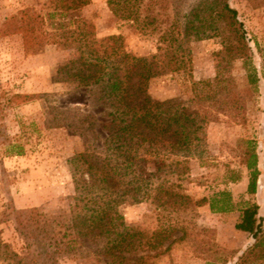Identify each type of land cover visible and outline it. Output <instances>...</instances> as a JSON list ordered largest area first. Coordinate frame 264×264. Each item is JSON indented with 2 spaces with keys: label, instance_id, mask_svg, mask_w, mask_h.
<instances>
[{
  "label": "trees",
  "instance_id": "trees-1",
  "mask_svg": "<svg viewBox=\"0 0 264 264\" xmlns=\"http://www.w3.org/2000/svg\"><path fill=\"white\" fill-rule=\"evenodd\" d=\"M90 1L46 0L42 3L45 9L25 6L3 23L1 32L19 33L28 53L48 44L74 49L75 57L58 70L69 72L86 87L93 101L104 106L107 117L100 153L89 145L68 159L74 193L69 224L54 232L36 207L16 209L17 228L36 242L42 259L27 263L11 255L7 258L12 264H58L65 254L79 249L103 264H151V258L166 243L164 249L182 235H174L175 225L161 224L143 240L138 237L136 228L125 222L118 207L127 201L149 199L157 209L168 213L203 204L214 213L238 210L234 226L247 232L253 241L234 264L261 261L264 221L256 201L248 199L238 204L226 189L194 199L181 184L189 171V160L198 154L205 138L204 127L212 119L206 111L153 99L147 91L149 80L163 70L191 69L185 40L219 36L221 49L215 53L219 70L232 59L248 58L251 47L237 9L230 0H192L185 12L180 10L185 0H106L116 17L133 23L139 32L159 34L157 51L137 56L123 47L121 35L97 36L93 21L82 13ZM172 4L175 7L170 13ZM154 6L158 7L156 12ZM256 80L254 75L250 81ZM226 81L219 71L211 80L192 78L190 87L195 98L205 101L209 97L202 95L203 91H214L218 85L225 89ZM71 117L68 126L73 131L87 141L98 138L93 114L78 111ZM248 143L242 163L248 171L247 193L252 196L262 189L264 175L259 170L255 146ZM7 145L8 154L24 152L19 143ZM262 164L264 167V160ZM239 178L234 171L228 176L231 182Z\"/></svg>",
  "mask_w": 264,
  "mask_h": 264
},
{
  "label": "rangeland",
  "instance_id": "rangeland-1",
  "mask_svg": "<svg viewBox=\"0 0 264 264\" xmlns=\"http://www.w3.org/2000/svg\"><path fill=\"white\" fill-rule=\"evenodd\" d=\"M45 1L0 0V264H12L8 255L27 263L41 261L36 242L17 228L15 210L36 207L54 232L64 229L69 224L74 195L68 159L89 145L99 154L107 133L102 128L107 122L104 106L93 101L86 87L69 72L58 70L75 57L74 49L48 44L36 53H28L19 33L1 32L4 21L17 10L25 6L39 9ZM191 1L183 2L181 12ZM263 1L230 0L248 37V58L232 59L219 70L215 56L221 49L219 36L185 40L191 69L163 70L149 80L147 91L153 99L179 102L200 113L206 111L212 119L205 125V138L181 180L184 192L199 199L226 189L238 204L248 199L256 201L264 221V188L259 195L257 191L251 196L241 184L243 176L248 178L242 163L248 141L253 142L260 162L264 160ZM174 7H169L170 13ZM153 9L156 12L158 7ZM82 13L93 21L98 37L119 34L123 47L137 56L157 51L159 34L139 32L133 23L116 17L106 0H91ZM219 71L227 79L226 88L218 85L214 91H203L202 95L209 97L205 101L195 98L191 79L211 80ZM254 75L257 80L251 82ZM78 111L91 113L97 119L96 140L87 141L68 126L73 112ZM63 115L66 119L61 118ZM9 142L21 144L23 154H8ZM231 171L240 176L239 180H228ZM261 173L264 175V167ZM118 208L141 240L161 224L175 225L174 235H182L168 249H164L166 243L151 258V264H234L253 241L247 232L234 226L238 210L214 213L203 204L168 213L157 209L149 199L127 201ZM94 257L78 249L65 254L58 264H103ZM248 264H264V259Z\"/></svg>",
  "mask_w": 264,
  "mask_h": 264
},
{
  "label": "crops",
  "instance_id": "crops-1",
  "mask_svg": "<svg viewBox=\"0 0 264 264\" xmlns=\"http://www.w3.org/2000/svg\"><path fill=\"white\" fill-rule=\"evenodd\" d=\"M262 169H263V164H262V162H260L259 163V170L262 172ZM241 184L246 186L245 188H247L248 178H246V176L242 177ZM257 195H259V191L257 192ZM206 205H207V208L209 210V205L208 204H206Z\"/></svg>",
  "mask_w": 264,
  "mask_h": 264
},
{
  "label": "built area",
  "instance_id": "built-area-1",
  "mask_svg": "<svg viewBox=\"0 0 264 264\" xmlns=\"http://www.w3.org/2000/svg\"><path fill=\"white\" fill-rule=\"evenodd\" d=\"M262 188H264V181L262 182Z\"/></svg>",
  "mask_w": 264,
  "mask_h": 264
}]
</instances>
